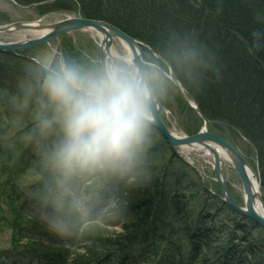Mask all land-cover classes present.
<instances>
[{"label":"trees","instance_id":"trees-1","mask_svg":"<svg viewBox=\"0 0 264 264\" xmlns=\"http://www.w3.org/2000/svg\"><path fill=\"white\" fill-rule=\"evenodd\" d=\"M16 1L31 4L46 0ZM52 5L68 11H72L71 6L80 17L105 21L171 64L176 79L209 125L227 128L251 146L252 166L264 200V0H56ZM254 33L260 34L259 48ZM193 49L200 53L197 59L201 63L193 64L186 58ZM9 128L0 121V136ZM37 136L25 144L16 140L6 154V142H0V226L11 230L14 250H0V264H211L209 256L215 250L218 261L242 264L240 249L230 251L235 240L220 249L221 244L212 245L209 234L198 232L202 227L194 219L190 200L180 195L184 191L182 177L174 167L176 161H183L166 141L152 144L143 164L124 176V185L113 193L112 216L129 214L133 222L122 223V232L110 233L107 226L118 224L120 219L114 221L109 216L104 224L93 217L79 229V212L70 208L68 195L63 197L64 208L56 212L51 203L60 195L56 187L40 186L45 192L22 196L19 176L31 169L43 178L51 175L42 166L45 150L36 146ZM144 171L150 173V181L143 179ZM113 178L90 177L88 181L95 188L87 193L97 194L94 200L105 195ZM170 187L175 189L174 200L166 219L157 213L164 212L163 198ZM32 208L39 212L30 216L27 213ZM44 215L68 221L77 246L50 233L38 221ZM253 252L249 249L242 255L252 257ZM185 253L189 260L181 262ZM257 264H264V260Z\"/></svg>","mask_w":264,"mask_h":264},{"label":"clouds","instance_id":"clouds-1","mask_svg":"<svg viewBox=\"0 0 264 264\" xmlns=\"http://www.w3.org/2000/svg\"><path fill=\"white\" fill-rule=\"evenodd\" d=\"M253 35L259 48L260 34ZM199 55L193 49L186 58L198 64ZM27 72L30 79L21 81L20 88L25 103L33 100L37 106L36 132L43 139L55 137L43 164L60 193L51 201L56 212L75 183L98 175L128 176L143 164L160 128L158 111L167 83L176 77L175 68L159 55L85 60L55 48L39 54ZM143 179L152 177L144 171ZM70 208L83 211V204L74 199ZM38 221L61 240L72 235L69 222L59 216Z\"/></svg>","mask_w":264,"mask_h":264},{"label":"rangeland","instance_id":"rangeland-1","mask_svg":"<svg viewBox=\"0 0 264 264\" xmlns=\"http://www.w3.org/2000/svg\"><path fill=\"white\" fill-rule=\"evenodd\" d=\"M54 1L56 0L22 4L16 0H0V25L14 22L36 21H39L42 24H51L67 17H80L79 14L74 11V7L70 6L69 8H72V11H68L53 6L52 4ZM38 35V33L32 31H17L8 34H0V42H16L34 38ZM99 44V37L93 32H74L59 36L52 41L51 47L63 51L72 57L86 60L89 57L100 58ZM112 48L117 55L127 54L122 42L116 38L113 40ZM45 50H51V48L40 46L38 48L15 53H0V121L8 123L10 126V128L2 134L5 136H0V142H6L3 144L5 154L9 152L8 150L16 140H21L25 144L32 139L34 134L37 133V106L33 100H28L27 103H25V92L21 90L20 83L21 81L27 82L30 79L27 69L32 65L34 59ZM141 51L142 59L154 58L148 49L141 47ZM161 104L166 108V112L163 113L162 119L171 131L180 136L192 135L198 132L201 128L202 120L196 113L187 107L180 96L179 91L171 82L167 83V95L162 100ZM208 131L221 135L224 139L233 144L253 168L252 165H254L255 161L254 152L245 140L227 130V128L220 129L208 125ZM54 138V136H49L47 139H43L37 136L36 146L39 149L46 151ZM164 141V138L155 131L153 144L157 145L165 143ZM192 158L195 160L193 166L186 162L176 161L174 167L176 168L178 175L182 177L184 191L180 192V195L186 196V198L190 200L189 203L194 209V219L202 227L198 232L202 231V233L209 234V240L213 242L212 245L217 246L221 244V247H219L220 249L226 247L224 245L225 243L234 242L235 240L233 246L230 247V251H233L234 247L240 249L241 258H239H243L242 264H257L260 260H264V230L256 227L252 220L242 216L236 210L226 207L222 202V191L219 184L214 179V173L210 164L201 160L197 155H193ZM224 162L225 164L222 166V173L231 198L237 206L243 207L244 195L240 178L231 164L226 160ZM89 179L90 178L72 185L70 188L71 195H68L72 201L75 199L81 201L83 204V211H79L78 215L79 229H82L89 224L90 221L88 220L96 215L99 223H104L105 220H109V216L113 217L114 221L120 219L118 224L107 226V229L110 233L122 232V223H131L133 222V218H130L129 214L125 217L121 212L112 216L114 213V211L112 213L114 204L111 200H108L106 203L101 202L100 200L95 202L94 196L97 194L93 195L87 193L90 192V190L94 191L95 188L93 183L88 181ZM123 179L124 177L114 176L112 183L117 190L124 185ZM18 182L23 197H32L35 193L40 194L41 192H45L40 186L56 187L52 175L43 178L39 176L34 169L19 176ZM170 184L172 186L173 182ZM89 187L93 190L89 189ZM173 188L170 187V192L163 198L164 212L157 213L160 217L165 216L167 219L171 214V206L174 200L173 191L175 190ZM38 212L39 210L37 208H32L28 209L27 214L33 216ZM101 220L104 221L102 222ZM117 225L122 231L117 230ZM207 228H212L211 233L207 231ZM11 237V230L0 226V250L14 253ZM62 241L69 243V245L75 243L77 246L73 232L70 237L63 239ZM249 249L254 251V255L252 257H246V255L243 257L244 252ZM217 251L218 250H215L210 254L209 257L212 259L209 262L211 264H224V261H218L219 254L215 255ZM221 251H229V248L228 250L225 249ZM180 260H182L181 262L188 261L187 254L185 253V256L183 255ZM32 262L33 264H39L36 261Z\"/></svg>","mask_w":264,"mask_h":264},{"label":"water","instance_id":"water-1","mask_svg":"<svg viewBox=\"0 0 264 264\" xmlns=\"http://www.w3.org/2000/svg\"><path fill=\"white\" fill-rule=\"evenodd\" d=\"M17 31H32L39 35L34 38L16 42H0V52H18L40 47L42 45L49 46L53 40L65 34L74 32H93L100 38V58H107L110 55H115L112 48L115 38L121 41L122 44H125L129 49L130 56L135 57L137 60L142 59L141 47L151 51L154 56L158 55L143 42L130 37L119 28L102 20L83 17H67L51 24H42L36 21L14 22L0 25V34H8ZM128 41H132V44L130 45ZM172 83L177 87L187 105L194 110L202 120V126L195 134L178 135L171 131L163 121L162 115L166 112V108L160 104V109L158 111L160 128L156 129V131L161 134L170 149L180 160L193 166L195 160L192 156L197 155L201 160L209 163L214 173V179L221 188L223 195L222 200L242 216L252 220L264 229V200L260 184L258 182L259 190L254 191L250 178L251 175L256 177L255 170L229 141L208 131V124L210 121L201 113L196 103L189 99L184 87L176 78ZM185 149L187 150L185 151ZM184 151L186 152L185 154L182 153ZM220 157H223L231 164L240 178L244 195L243 207L237 206L231 198L222 173V166L224 163ZM257 204L260 210H257Z\"/></svg>","mask_w":264,"mask_h":264},{"label":"bare ground","instance_id":"bare-ground-1","mask_svg":"<svg viewBox=\"0 0 264 264\" xmlns=\"http://www.w3.org/2000/svg\"><path fill=\"white\" fill-rule=\"evenodd\" d=\"M99 37V36H98ZM123 47H124V49H125V51H126V55L127 56H130V52H129V49H128V47L125 45V44H123ZM114 54V53H113ZM115 55H117L116 53H115ZM163 60H165L164 58H162ZM166 61V60H165ZM187 149H185V151H186ZM182 152L183 154H185L186 152ZM221 158V160H222V162L225 164V159L223 158V157H220ZM250 178H251V181H252V187H253V190L254 191H258L259 190V188H258V181H257V179H256V177H254V176H250ZM256 207H257V210H260V208H259V205L257 204L256 205Z\"/></svg>","mask_w":264,"mask_h":264}]
</instances>
